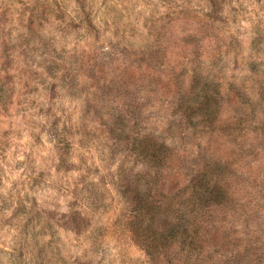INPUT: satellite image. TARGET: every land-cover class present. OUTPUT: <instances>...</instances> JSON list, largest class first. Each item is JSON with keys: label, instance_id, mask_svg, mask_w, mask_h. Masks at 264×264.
Listing matches in <instances>:
<instances>
[{"label": "rangeland", "instance_id": "obj_1", "mask_svg": "<svg viewBox=\"0 0 264 264\" xmlns=\"http://www.w3.org/2000/svg\"><path fill=\"white\" fill-rule=\"evenodd\" d=\"M0 58V264H187L133 240L146 220L120 187L141 166L129 133L104 130L101 108L169 143L154 178L163 210L182 215L172 196L217 162L207 175L228 204L202 212L201 244L217 264H264V116L240 118L225 102L193 128L186 111L206 80L264 111V0H0Z\"/></svg>", "mask_w": 264, "mask_h": 264}, {"label": "trees", "instance_id": "obj_2", "mask_svg": "<svg viewBox=\"0 0 264 264\" xmlns=\"http://www.w3.org/2000/svg\"><path fill=\"white\" fill-rule=\"evenodd\" d=\"M189 38H192V36ZM190 44V46H194L192 41ZM3 72L4 68L0 58V76ZM200 85L202 87L186 100L189 110L183 104L186 96L179 95L175 99L177 111L179 112L185 108L188 111L191 124L196 122V126H193V128L205 127L211 124L213 122L212 118L216 114L215 110L218 107H222L223 104L225 105V102L232 106L230 110L238 113L240 118L249 117L250 119H255L259 116H264V111L261 112L253 108L252 97L242 89H237L236 91L221 89L219 85L215 84V81L210 82L207 80ZM7 102L5 87L0 81V106L2 109H6ZM96 113L97 118L103 121L102 127L104 130L107 131L108 129L109 134L114 139L126 142L128 139L125 136L128 133L133 137L131 142L127 143V150L130 154L137 155L141 166L140 172L132 180L133 182L127 180L120 187L122 198L130 200L135 212L139 214V218L142 221L146 220V222H141L131 231L133 240L136 243L138 242L137 244L142 247L148 256L154 253L166 259L169 258L168 253L172 255L174 253L177 257L181 256L182 260H186L185 263L187 264H217L213 262L216 251L209 249V245H206V242H203L205 246L201 244V235L197 232V220L205 210L227 208L228 201H226L225 193L220 189L219 185H216L213 177L211 178L207 175L208 170L212 167L216 168L218 163L211 162L213 164L212 167L208 165L205 167L206 174L201 175L200 179L196 180L193 191L191 193L187 192L188 196H172L173 201L183 202L186 205L182 215L171 210H163V205L167 200L165 197H163L165 200L162 203L155 200L161 193H158V183L154 178L158 175L156 171L159 169L164 170L170 161L169 143L161 136L154 137L155 140L153 141L149 136L144 138L141 133H138L135 125H131V123L128 125L125 122L126 118L123 117V112L112 116L111 113L101 108ZM59 150L60 163L65 167L71 153L64 148ZM197 189L203 190L204 196L198 195L196 197L195 190ZM205 197V202H210L209 205L202 204ZM196 202L199 205H196ZM190 203L192 205L191 208ZM162 210L166 215H164V221L160 222L159 216L163 212Z\"/></svg>", "mask_w": 264, "mask_h": 264}]
</instances>
